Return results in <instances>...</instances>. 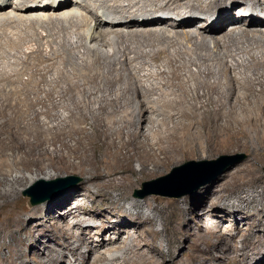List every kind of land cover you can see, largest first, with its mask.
Returning <instances> with one entry per match:
<instances>
[{"label": "bare ground", "instance_id": "1", "mask_svg": "<svg viewBox=\"0 0 264 264\" xmlns=\"http://www.w3.org/2000/svg\"><path fill=\"white\" fill-rule=\"evenodd\" d=\"M249 137L264 162V0H0V264H60L66 256L40 237L38 255L23 252L24 209L15 188L23 178L9 181L14 168L54 171L30 183L79 172L86 190L107 192V200L121 190L117 198L128 200L144 177L189 156L248 148ZM256 175L252 164L230 181ZM60 204L58 228L71 259L168 264L145 236L132 246L117 228L114 236L108 229L97 230L98 239L85 236L96 225L80 223L81 210L71 220L72 205L66 211ZM13 224L18 235L8 243ZM75 225L80 244L67 234ZM204 243L187 264H204L207 256L250 264L264 249V239L238 247L222 234ZM113 247L122 250L110 258ZM99 249L105 253L95 255Z\"/></svg>", "mask_w": 264, "mask_h": 264}, {"label": "rangeland", "instance_id": "2", "mask_svg": "<svg viewBox=\"0 0 264 264\" xmlns=\"http://www.w3.org/2000/svg\"><path fill=\"white\" fill-rule=\"evenodd\" d=\"M248 3L250 4V1ZM249 7L250 5L245 9V12L249 11ZM240 10L238 8L237 11ZM198 12L203 16H213L208 15L206 12ZM215 15L217 14L215 13ZM233 15H237L234 18H239V12H235ZM46 33L43 29H39L41 37L46 36ZM249 140L248 148L233 145L231 148L209 158L189 156L161 173L146 176L136 184L131 191L132 198L128 200L118 199L122 196L123 191L121 190H112L115 200H107V192H104L106 195H100L95 190L88 191L81 186L84 175L79 172L69 171L68 173L63 172L55 178L72 176L71 181H75V183L52 199H48L43 203L31 204L29 196L25 195L24 191L39 180L30 183V179L36 175H50L54 171L52 168L42 169L38 166L28 168L20 165V167L14 168L10 172L8 179L13 181L16 177L23 178L19 183L15 184L24 209V221L21 224L23 228L19 233L21 238L25 239L23 252L31 251L32 255H38L39 250L33 247V244L35 238L40 237L43 243L50 244L52 249L59 248L65 251V260H62L60 264H83L81 259H71V252L63 245L64 240L61 237L64 236L58 228V223L63 222V219L59 215V210L55 207L57 202L61 203V210L69 211L68 206L72 205L71 220H75V217L79 214L78 210H81V216L77 217L80 218V223L83 222V225L88 223L96 225L94 230L91 233L89 232L90 234H85V236L91 237L95 235L94 237L98 239L100 235L96 234L97 230L103 232L105 229L109 230L107 234L114 236L115 234L112 232L117 228L116 230L126 231L123 236L127 238V246H132V240L136 239V237L145 236V238L149 239V243H152L154 247L159 249L160 253L164 254L168 264L177 262L178 264H187L192 260V256L201 254L202 248L208 247L204 243L207 239H212L217 235L222 234L225 244L231 242L238 247H241L243 242L246 241L263 240L264 162L257 160V157L261 156V150L263 149L257 145L254 138L249 137ZM222 155H243V157L232 165H226L230 159L224 158L218 163H203L193 167L181 168L173 175H178L176 177L171 176L169 179L167 178V180L159 183L143 185L144 182L164 176L170 173L173 168L181 166L190 160H212L218 159ZM252 164L258 167V175L254 179H249L246 183H231L232 176L235 175L237 170L247 168ZM133 166L136 169L141 168L140 161H134ZM221 169L223 170L219 173ZM207 178L209 179L208 182L179 197L150 193L154 189L171 192L185 191ZM228 181L229 183H227ZM224 183H227V185L222 188ZM8 186L10 185L7 183L1 187L3 189ZM219 193L221 196H219ZM78 201L82 202V205H76ZM134 201H138L139 206L130 208ZM38 208L41 210H38ZM122 224L124 226L118 228ZM135 227H137V230ZM13 229V235L15 236L11 237L10 233L6 238L8 243H14L18 235L15 233L16 226L14 224ZM67 234L72 236L71 240L73 243L80 244L78 226L71 227ZM122 245L126 247L125 244ZM2 246L3 243L0 241V254ZM88 249L89 247L86 243L81 244V252L86 254ZM121 250L113 247L105 253L104 249H99L95 252V255L105 253L111 258L121 252ZM145 251L147 254H152L149 248H146ZM263 255L264 249H262V254L252 259L250 264H261L260 259H262ZM206 261L204 264H235L224 260V258L217 260L213 256H207ZM7 262L8 260H5L6 264ZM108 263L109 260L97 262V264ZM34 264L38 263L34 262Z\"/></svg>", "mask_w": 264, "mask_h": 264}, {"label": "water", "instance_id": "3", "mask_svg": "<svg viewBox=\"0 0 264 264\" xmlns=\"http://www.w3.org/2000/svg\"><path fill=\"white\" fill-rule=\"evenodd\" d=\"M241 157H243V155H236V156L222 155L218 159H212V160H205V161L190 160L181 166L173 168L170 173H168L164 176H160L156 179L144 182L143 185L147 186V185H150L153 183H157V182L159 183L160 181L167 180V178L169 179L170 176L175 175L177 173V171L181 168L182 169L186 168V167L188 168L189 166L193 167L196 165H201L203 163H216V162H220L224 158L230 159L226 163V165H232L235 162H237L238 160H240ZM222 170L223 169H221L219 173H221ZM176 176H178V175H176ZM176 176H173V177H176ZM71 179H72V176H64V177H58V178L52 179L50 181L40 180L38 183L28 187L24 191V194L29 196L31 204H38V203L44 202L48 199L54 198L59 193H63L67 189V187H69L71 184L75 183V181H71ZM208 180H209L208 178L203 179L200 182L194 184L192 187L188 188L187 190L181 191V192H171L168 190L154 189V190H151L150 193L179 197V196H182L186 193L192 192L193 190L197 189L200 185L208 182ZM46 183L47 184H49V183L53 184V186L48 187L46 185Z\"/></svg>", "mask_w": 264, "mask_h": 264}]
</instances>
